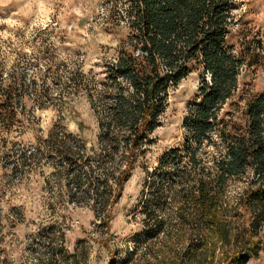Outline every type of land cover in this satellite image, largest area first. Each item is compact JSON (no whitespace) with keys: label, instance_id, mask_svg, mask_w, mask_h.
Instances as JSON below:
<instances>
[{"label":"trees","instance_id":"trees-1","mask_svg":"<svg viewBox=\"0 0 264 264\" xmlns=\"http://www.w3.org/2000/svg\"><path fill=\"white\" fill-rule=\"evenodd\" d=\"M108 1L110 29L124 27L126 34L106 67L102 88L87 92L98 118L101 149L65 148L51 154L88 168L75 175L78 184H89L88 193L81 197L88 195L96 201L90 209L99 227L109 226L114 210L110 204L121 196L125 180L144 157L171 87L191 72L192 64L197 65L201 84L183 119L185 139L180 146L166 150L154 167L143 163L146 176L134 210L140 216L141 229L128 240L132 246L124 259L108 264H156L159 261L152 259L162 258L159 253H165L163 260L169 257L166 253H190L186 258L176 255L174 264H213L217 244L232 235L227 225L232 219L229 189L249 172L256 188L244 190L239 200L252 213V223L254 219L264 222V90L247 101L242 122L230 123L222 112L239 88L246 59L254 54L249 45L240 56L229 40L235 2ZM259 48L264 51V41ZM25 78L24 74L15 79L10 74L4 77L0 70V87L6 91L0 96V124L6 127L15 122L10 107L44 98L28 92ZM23 89L27 93L18 97ZM62 110L59 122L72 114L66 107ZM79 129L82 132L83 123ZM53 138L56 147H63L67 139L63 135ZM41 155L38 150L27 153V164ZM249 199L254 200L253 205ZM256 246L257 241L251 239L248 248ZM249 256L235 253L222 261L246 264ZM58 259L40 261L58 264ZM80 262L84 264V259Z\"/></svg>","mask_w":264,"mask_h":264},{"label":"rangeland","instance_id":"rangeland-1","mask_svg":"<svg viewBox=\"0 0 264 264\" xmlns=\"http://www.w3.org/2000/svg\"><path fill=\"white\" fill-rule=\"evenodd\" d=\"M234 2L229 40L240 56L249 45L254 54L246 59L239 88L222 111L230 123L242 122L247 101L264 90V51L259 48L264 41V0ZM110 7L108 0H0V70L13 79L24 74L28 92L44 95L10 107L15 122L10 127L0 124V264H42L40 258L46 262L52 257L59 258L58 264L124 259L132 246L128 240L141 229L134 210L147 167L157 165L166 150L185 139L183 119L201 84V69L195 64L171 87L144 157L125 180L121 196L111 202L113 217L103 227L90 209L96 201L81 197L89 184H78L75 176L88 168L51 154L65 148L101 149L98 118L87 92L102 88L106 67L126 34L124 27L110 29ZM5 92L0 87V96ZM24 92L27 89L17 96ZM60 96L65 100L61 102ZM64 107L72 114L59 122ZM79 123L84 125L82 132ZM38 135L44 138L39 140ZM54 135L67 137L63 147L54 145ZM34 150L42 155L27 164V153ZM251 175L235 180L229 189L232 219L227 225L232 235L217 244L213 264H223L224 257L235 253H249L246 264H264V222L252 223V213L239 200L244 190L256 188ZM253 203L249 199V205ZM251 239L258 244L253 249L248 248ZM159 254L162 258L152 262L174 264L176 255L186 258L190 253H166V260L165 253Z\"/></svg>","mask_w":264,"mask_h":264}]
</instances>
